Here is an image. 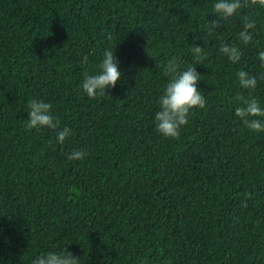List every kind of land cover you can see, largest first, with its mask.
<instances>
[{
    "label": "trees",
    "instance_id": "16d2710c",
    "mask_svg": "<svg viewBox=\"0 0 264 264\" xmlns=\"http://www.w3.org/2000/svg\"><path fill=\"white\" fill-rule=\"evenodd\" d=\"M209 4L0 0V257L31 264L66 247L81 264H264V132L235 116L232 99L238 67L264 68L254 45L239 66L219 52L240 21L209 35ZM190 43L208 53L197 65L207 104L165 138L154 121L163 64L191 61ZM115 44L123 76L90 98L84 72ZM253 95L264 104V80ZM32 98L72 129L63 144L55 129L26 126ZM76 150L87 155L69 160Z\"/></svg>",
    "mask_w": 264,
    "mask_h": 264
},
{
    "label": "clouds",
    "instance_id": "9594fccd",
    "mask_svg": "<svg viewBox=\"0 0 264 264\" xmlns=\"http://www.w3.org/2000/svg\"><path fill=\"white\" fill-rule=\"evenodd\" d=\"M214 13L216 19L207 20L205 30L214 35L220 28L222 20L238 18L240 27L235 33L236 42H221L219 52L227 57L232 64L239 66L243 63L245 48L255 46L256 59L264 68V43L257 37L264 33V0H210L208 13ZM109 45L102 53L96 70L84 72L80 82L82 91L90 98L103 96L115 88L123 76L120 58L115 49ZM188 53L192 59L186 62L179 55H174L164 62L163 71L169 77L157 98L158 110L154 121L156 131L165 138H179L182 127L187 125L193 109L206 107L207 98L198 87L201 74L197 65L205 63L208 53L204 45L190 43ZM89 57H82L81 63L87 64ZM236 78L239 91L233 96L236 104L235 116L250 130L264 132V104L253 95L264 75L251 74L247 69L238 67ZM247 93V94H245ZM27 127L55 129V143L63 144L72 134V129L65 125L58 128V121L52 113L53 105L43 99L32 98L28 102ZM87 153L83 150L73 151L68 155L69 160H82ZM2 230V228H0ZM139 264H148V257H137ZM0 264H10V260L0 257ZM31 264H81V258L75 256L66 247L59 250L45 251L31 260Z\"/></svg>",
    "mask_w": 264,
    "mask_h": 264
}]
</instances>
